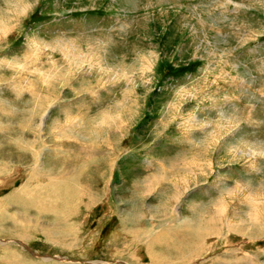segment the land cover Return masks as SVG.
<instances>
[{"label": "rangeland", "instance_id": "rangeland-1", "mask_svg": "<svg viewBox=\"0 0 264 264\" xmlns=\"http://www.w3.org/2000/svg\"><path fill=\"white\" fill-rule=\"evenodd\" d=\"M25 215L65 246L25 244ZM0 241V264H264V0H0Z\"/></svg>", "mask_w": 264, "mask_h": 264}, {"label": "bare ground", "instance_id": "bare-ground-1", "mask_svg": "<svg viewBox=\"0 0 264 264\" xmlns=\"http://www.w3.org/2000/svg\"><path fill=\"white\" fill-rule=\"evenodd\" d=\"M58 125H59V123H58ZM60 126V125H59ZM24 143L26 144V147H28L29 146V144H31V143H27L26 141H24ZM30 148H31V146H30ZM38 157V156H37ZM35 169H38L37 168V165H35L34 164V166H32V170L34 171V172H36V170ZM46 170V169H45ZM58 174V173H57ZM41 176V175H40ZM56 176V175H55ZM55 176H52V177H55ZM42 178L43 177H47V179H48V181H49V183H48V186H46L45 188L47 189V191H49L50 193H55V194H58L59 195V198L64 202V203H67L66 201L68 200L69 201V199L72 197V195H73V190H74V187H73V182H70V183H72V184H68V183H66L65 181H63L62 179H59V178H57V180H56V182H54L55 181V179H53L52 177H51V175L49 174V173H45V175H42L41 176ZM73 177H75V176H73ZM64 179V178H63ZM65 179H67V178H65ZM75 180V179H74ZM41 181V180H40ZM182 181V180H181ZM153 182V181H152ZM184 182H187V178L185 179L184 178V180L181 182L182 184H184ZM153 186V185H152ZM40 190H41V192L39 193V195H43L44 194V191L42 190V187L40 186ZM16 191V190H15ZM21 192H23V194H21L20 193V191L17 193V198L19 197L20 199V202L22 201V200H24L25 198H28V197H30V195H31V193H32V191L30 190V191H28V192H26L25 193V191H24V189H23V187L21 186ZM144 192V191H143ZM50 195V196H53V197H57L56 195ZM23 195V196H22ZM75 196V195H74ZM230 196V195H229ZM230 200H231V198H230ZM224 201V200H223ZM228 201V200H227ZM19 202V203H20ZM45 202L46 203H48V204H50V205H56L57 204V199H55V200H52V199H46L45 200ZM220 202V201H219ZM222 202V201H221ZM228 203V202H227ZM217 204V203H216ZM225 205V204H224ZM227 205V204H226ZM214 208V207H213ZM219 208V207H218ZM217 208V209H218ZM227 210V209H226ZM237 211V210H236ZM235 211V212H236ZM215 212H217V211H214V213ZM51 214L50 213V211H46V214ZM60 213L62 214V215H64L65 214V210L64 209H61L60 210ZM157 213V212H156ZM213 213V212H212ZM234 214V213H233ZM51 215H53V214H51ZM216 215V214H215ZM214 215V216H215ZM220 215V214H219ZM213 216V217H214ZM233 216V215H232ZM235 216H237V215H235ZM250 216H257V215H250ZM216 217V216H215ZM258 217V216H257ZM139 218V217H138ZM238 218V217H237ZM241 218V217H240ZM243 219H244V217H242ZM199 220H203L202 218H195V219H193L192 221H190V225H194L195 223H197V222H199ZM245 220H246V218H245ZM249 220H250V218H249ZM252 220V219H251ZM210 221H216V220H214L213 218L212 219H210L209 218V220H208V222H210ZM38 222V227H36L37 229H38V231L39 232H43L44 233V235H45V237H47L49 240H57V241H61L62 243H63V245L65 246V243H66V237H62L61 236V232L62 231H64L65 229H66V224H57V225H54L53 223H51L50 221H43V222H39V221H37L35 218H33L32 216H30V215H25V216H23V221H15L13 224L14 225H16V227L21 231V233H23L21 236H20V238H22V239H24V243L26 244V242H28L29 240H31V238H32V236L29 238L26 234H24V232L27 230V229H31V228H34L33 227V225H35L36 223ZM125 222V221H124ZM137 222V219H135V220H133V221H131V223H136ZM208 222L207 223H205L204 222V225H206V224H208ZM243 222V221H242ZM245 222V221H244ZM237 225V227H239L238 229L239 230H244V229H248V230H253L254 228H257L256 226H255V224L256 223H258V219H256V223L255 222H253L252 224H250V225H241V222H240V220H239V218H238V220H237V222H235ZM64 225H65V227H64ZM152 226V225H151ZM177 230V229H176ZM187 230H188V228H187ZM242 230V231H243ZM177 231H179L180 233H181V235H182V233H183V236L185 235H187V238H190V237H192V240H194L195 242L197 241V238H198V236H196L195 234H193L192 236H188L189 235V233H184V231L182 230V229H179V230H177ZM245 231V230H244ZM124 232V231H123ZM228 233H230V232H228ZM180 235V236H181ZM203 235L205 236L206 235V231H203ZM226 235V234H225ZM179 236V237H180ZM6 240V239H5ZM11 240V239H10ZM13 240V239H12ZM19 241V240H18ZM18 241H17V243H18ZM184 241H188V240H186V239H184ZM20 242V241H19ZM189 242V241H188ZM0 243H1V245H3L4 246V248H2L1 249V251H2V257H4V258H11L12 257V254H10L11 252H14V254H16V250L14 249V247L13 246H11V245H9L6 241H0ZM11 243V242H10ZM16 243V242H15ZM21 243V242H20ZM12 244V243H11ZM22 245V244H21ZM23 247V246H22ZM198 249L195 247V248H193V250H192V252H195V251H197ZM43 260L42 261H48V260H52V258L53 257H51V256H42L41 257ZM57 260H59V261H62V262H65L66 264H68L69 263V260H67L65 257H59ZM180 259L178 258L177 259V261H176V263L177 264H182V263H178V261H179ZM18 261H21V256L19 257V259L17 260V262ZM95 261V260H94ZM98 261V260H97ZM100 261V260H99ZM181 261V260H180ZM46 262L45 263H43V264H46ZM89 262H92V260H90ZM48 263V262H47ZM95 263V262H94ZM93 262L91 263V264H94ZM107 263V262H106ZM105 263V264H106ZM152 263H155V264H159V260H158V258H156V255H155V258H153V260H152ZM3 264H5V263H3ZM23 264V263H22ZM24 264H26L25 262H24ZM63 264V263H62ZM111 264H113V262L111 263Z\"/></svg>", "mask_w": 264, "mask_h": 264}, {"label": "crops", "instance_id": "crops-1", "mask_svg": "<svg viewBox=\"0 0 264 264\" xmlns=\"http://www.w3.org/2000/svg\"><path fill=\"white\" fill-rule=\"evenodd\" d=\"M142 183H143V182H142ZM148 187L150 188L149 183H148ZM137 211H140V209H137Z\"/></svg>", "mask_w": 264, "mask_h": 264}]
</instances>
